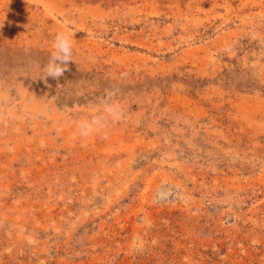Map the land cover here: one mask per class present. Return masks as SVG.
Instances as JSON below:
<instances>
[{
  "label": "rangeland",
  "instance_id": "rangeland-1",
  "mask_svg": "<svg viewBox=\"0 0 264 264\" xmlns=\"http://www.w3.org/2000/svg\"><path fill=\"white\" fill-rule=\"evenodd\" d=\"M0 264H264V0H0Z\"/></svg>",
  "mask_w": 264,
  "mask_h": 264
},
{
  "label": "clouds",
  "instance_id": "clouds-1",
  "mask_svg": "<svg viewBox=\"0 0 264 264\" xmlns=\"http://www.w3.org/2000/svg\"><path fill=\"white\" fill-rule=\"evenodd\" d=\"M73 43L72 37L67 32L56 33L52 51L49 56L48 63L44 66V79L59 80L64 73L69 70V64L73 62ZM102 111L106 117H110L114 121H118L125 116L119 100L115 99V93H110L108 97L101 101ZM101 126V118L93 117L90 121L85 119L77 122V128L84 135L91 134L98 130Z\"/></svg>",
  "mask_w": 264,
  "mask_h": 264
}]
</instances>
